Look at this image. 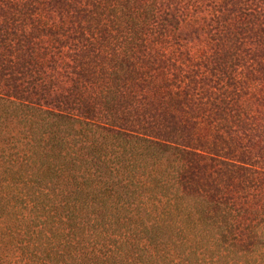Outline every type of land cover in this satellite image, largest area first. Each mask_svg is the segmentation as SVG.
I'll list each match as a JSON object with an SVG mask.
<instances>
[{"label":"trees","instance_id":"16d2710c","mask_svg":"<svg viewBox=\"0 0 264 264\" xmlns=\"http://www.w3.org/2000/svg\"><path fill=\"white\" fill-rule=\"evenodd\" d=\"M39 1L106 26L124 54L87 30L97 53L65 58L0 39V264H264V15L243 0L199 24L206 0ZM184 23L216 57L189 55L182 85L172 66L189 53L166 44ZM248 41L257 65L233 77Z\"/></svg>","mask_w":264,"mask_h":264},{"label":"rangeland","instance_id":"374dc122","mask_svg":"<svg viewBox=\"0 0 264 264\" xmlns=\"http://www.w3.org/2000/svg\"><path fill=\"white\" fill-rule=\"evenodd\" d=\"M242 2V9L244 12L253 14L260 13V16L264 15V0H243ZM188 3L192 5V2ZM197 4L196 6L202 7L203 11L195 17V24L201 23L198 19L203 17H206L208 22H210L215 15L213 12L219 9L222 3L220 0H206L205 2H199ZM75 16V10H73V13H67L64 12L63 9H60L58 5L43 4L39 0H0V39L14 32L15 34L10 35L12 37L10 41L14 43V46L17 47V42H20L25 49L33 51L32 45L34 48L38 47L41 51L46 52L50 56L55 55L61 58H65L70 52L72 54H77L84 46L87 48H94L95 46H92V42L105 41L102 47L105 46L108 48V52H110L108 56L114 52V54L119 57L123 56L124 48L121 42L117 39L110 40L107 36L108 29L106 26L102 25L88 28L89 26L86 25L88 28L87 30L82 28L86 23H79L76 21ZM204 19L205 18H203V20ZM106 24H108V28L114 30V32V28H116V33L118 32V28H123L110 22H106ZM194 27L195 26L186 25L184 23L178 30V37H172L168 41L169 43L166 44V50H168L169 53L177 51V54H180V50H187L189 53L186 54V56L182 54L177 55L178 59H176V66H172L173 76H179L182 79V85H185L193 76H197L198 65H194L193 62L189 60V55L198 58L202 54L204 59H210L211 63L215 62L216 47H213V44L207 36L209 32L202 33ZM85 31L90 37L89 41L92 42L86 41L85 36H83ZM257 44L258 43L255 41L247 42L248 49L245 47L244 51H241V56L239 58L242 59L236 63L231 73L233 77L245 78L246 74L257 65V59L255 56L253 57L255 50L257 48L259 49V45L257 46ZM94 52L97 53L96 47ZM142 56L143 55H141V57ZM200 63H202V61ZM112 64H114V62ZM201 67L203 70L200 71H207L203 64H201ZM201 74L200 72L198 73L199 76H201ZM215 79L216 78H214V80ZM263 86L264 82L260 79L251 84V89L259 91ZM187 87L188 86H186V88ZM202 87L203 86L194 88L192 93L193 96L200 100H203L206 96L204 95ZM221 87L222 83L217 81L212 88L217 90V88Z\"/></svg>","mask_w":264,"mask_h":264}]
</instances>
